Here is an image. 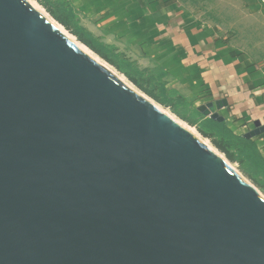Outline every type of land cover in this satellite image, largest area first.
Returning a JSON list of instances; mask_svg holds the SVG:
<instances>
[{"label":"water","instance_id":"1","mask_svg":"<svg viewBox=\"0 0 264 264\" xmlns=\"http://www.w3.org/2000/svg\"><path fill=\"white\" fill-rule=\"evenodd\" d=\"M0 264H264V197L27 0H0Z\"/></svg>","mask_w":264,"mask_h":264},{"label":"crops","instance_id":"2","mask_svg":"<svg viewBox=\"0 0 264 264\" xmlns=\"http://www.w3.org/2000/svg\"><path fill=\"white\" fill-rule=\"evenodd\" d=\"M70 2L83 27L141 69L164 70L167 88L192 107L224 102L216 110L238 135L264 125L262 0H205L213 14L184 0ZM253 139L264 157V132Z\"/></svg>","mask_w":264,"mask_h":264},{"label":"trees","instance_id":"3","mask_svg":"<svg viewBox=\"0 0 264 264\" xmlns=\"http://www.w3.org/2000/svg\"><path fill=\"white\" fill-rule=\"evenodd\" d=\"M49 11L61 24L71 29L72 33L77 36L79 41L101 57L111 62L108 56V52H111L113 56L119 58V60L125 62L129 66H137L135 62L129 60L124 54L117 52L113 46L105 45L101 42L98 37H95L83 27L80 21L71 23V18H73L74 14L78 13V11L70 0L68 1V10H61L59 14L50 8ZM118 67L121 69L119 64ZM137 68L139 69L138 66ZM142 71L149 72L154 76L152 79H156V81L159 82L162 91L167 94L169 104L179 102L178 105L180 104L191 110L193 116L199 119L198 127L200 132L204 136L212 138L216 147L223 152L229 160L238 162L240 167L244 169L246 174L254 182L264 184V157L253 138H247L244 135L236 134L223 120L204 116L197 108L192 107V105L177 91L167 88V81L164 80L167 73L161 68L156 67L151 70L143 69ZM149 93L151 94L152 92ZM153 97H155V95ZM156 99L160 102H164V100L159 97H156Z\"/></svg>","mask_w":264,"mask_h":264},{"label":"rangeland","instance_id":"4","mask_svg":"<svg viewBox=\"0 0 264 264\" xmlns=\"http://www.w3.org/2000/svg\"><path fill=\"white\" fill-rule=\"evenodd\" d=\"M32 1L35 2L39 7H41L42 10L40 9L38 10L43 12V14H45V16L52 23L54 21L58 23L60 22L50 13L49 8L56 11L57 14H59L61 10H68L69 0H32ZM184 3L189 7L190 10H192V12L202 13V14L210 12L211 14H213L214 7H211L210 4H207L205 0H184ZM223 3H224L223 6H225L224 8L228 11L231 8H235V6H232L230 3L226 1L225 2L223 1ZM77 21H80V24H81V16L79 13L74 14L73 18H71V23L77 22ZM61 25L67 30L68 33L74 35L71 29L67 28L63 24ZM74 36L78 40L77 36L76 35ZM93 52L96 53L95 51ZM97 55L104 61V63L103 62H100V63L103 64L104 66L106 63L107 68L109 67L108 69L112 71L116 76H118L131 89H133L135 92H137L141 96H144L145 98H147L148 100L156 104L160 109L167 111L174 117L185 122L188 126H191L192 128H194L195 132L198 135H200L201 140L206 139L205 140L206 142L204 141L205 144H207L213 150L215 149L214 151L222 154L227 159V161L230 163V165H232V167L235 168L248 182L254 185L256 189L258 190V192L264 197V184L263 183L258 184L254 182L246 174L244 169L240 167V164L238 162H233L229 160L226 157V155L216 147L212 138L206 137L200 132L199 127H198L199 119L193 116L190 109H187L185 106H182L180 104L178 105L179 102L169 104L167 100L166 92L162 91V88L160 87L159 82L156 81V79H152V77L154 76H152L149 72H143L142 71L143 69H141L138 65L137 66L139 67V69L135 65L129 66L125 62H122L121 60H119V58L113 56L111 52H108V56L110 57L111 62L101 57L99 54ZM118 64L121 66V69L118 67ZM149 92H152V93L150 94ZM154 95L155 97H153ZM156 97L163 99L164 102H160L159 100L156 99Z\"/></svg>","mask_w":264,"mask_h":264},{"label":"bare ground","instance_id":"5","mask_svg":"<svg viewBox=\"0 0 264 264\" xmlns=\"http://www.w3.org/2000/svg\"><path fill=\"white\" fill-rule=\"evenodd\" d=\"M29 2V4L33 7H35V9L37 8L42 10L41 7H39L35 2H33L32 0H27ZM39 10V11H40ZM41 12V11H40ZM43 13V12H42ZM53 20V19H52ZM53 24L66 36H68L83 52H85L86 54H88L89 56H91L92 58H94L95 60H97L98 62H103L104 61L96 54L94 53L88 46H86L85 44H83L82 42H80L79 40H77L75 38L74 35L70 34L67 32V30L58 22L54 21ZM106 66V63H105ZM107 67V66H106ZM109 68V67H108ZM156 105V104H155ZM157 106V105H156ZM158 107V106H157ZM159 108V107H158ZM167 112V111H165ZM168 113V112H167ZM170 116H172V118H174L175 120H177L180 124H182L183 126H185L186 128H188L189 130H191L197 137L198 139L201 140L200 135H198L194 128H192L191 126H188L185 122L179 120L178 118L174 117L173 115H171L170 113H168ZM206 140V139H205ZM204 139L202 140V142L204 143L205 141ZM206 142V141H205ZM205 144V143H204ZM207 145V144H206ZM208 146V145H207ZM215 150V149H214ZM217 150V149H216Z\"/></svg>","mask_w":264,"mask_h":264},{"label":"built area","instance_id":"6","mask_svg":"<svg viewBox=\"0 0 264 264\" xmlns=\"http://www.w3.org/2000/svg\"><path fill=\"white\" fill-rule=\"evenodd\" d=\"M264 2V0H262Z\"/></svg>","mask_w":264,"mask_h":264}]
</instances>
